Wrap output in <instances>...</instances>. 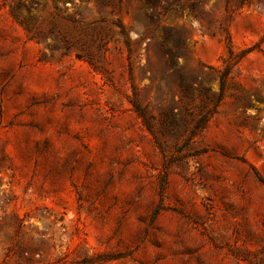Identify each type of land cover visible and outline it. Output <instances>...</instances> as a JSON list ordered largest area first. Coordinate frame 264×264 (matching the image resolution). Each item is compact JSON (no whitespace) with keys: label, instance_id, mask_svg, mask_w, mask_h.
Segmentation results:
<instances>
[{"label":"rangeland","instance_id":"1","mask_svg":"<svg viewBox=\"0 0 264 264\" xmlns=\"http://www.w3.org/2000/svg\"><path fill=\"white\" fill-rule=\"evenodd\" d=\"M120 1L0 0V264H264V0H204L229 44Z\"/></svg>","mask_w":264,"mask_h":264},{"label":"trees","instance_id":"2","mask_svg":"<svg viewBox=\"0 0 264 264\" xmlns=\"http://www.w3.org/2000/svg\"><path fill=\"white\" fill-rule=\"evenodd\" d=\"M100 6H113L118 7L120 0H94ZM148 8L151 9L154 14V8L162 6L164 13L179 11L180 15L186 13L194 21L200 23V27L210 33L211 35L221 34L224 36V40L229 44L231 42L230 33L226 24H215L216 20L209 11L204 8V0H172L171 2L160 5L159 0H144ZM246 0H240L239 7L244 5ZM225 12L227 14V19L231 18L234 11L228 7V2L225 0ZM14 17V15H13ZM202 23V24H201ZM120 29V33L124 35L122 26L116 24ZM127 45V43H126ZM160 52L162 54L163 62L166 66L173 67L174 59L186 55V49L184 45V39L179 34V32L173 31L171 29H165L162 35V41L160 43ZM249 50H244L239 54H234L233 50L229 47L227 51V60L224 62V67L218 74V87L219 91L215 98L209 101L208 107H199V116L195 122L194 130L203 128L209 116L215 113L219 102L221 101L222 92L225 88V82L228 76H230L232 69L245 57ZM77 59H84V61L94 70L98 71L99 67L90 53L85 54V56L75 53ZM193 79H189L192 81ZM191 93V87L188 82L182 83L180 86V94L183 98H188ZM135 111L137 112L139 118L141 119L145 128L152 132L151 124L144 114L142 108L138 106L135 102L132 103ZM205 109V110H204Z\"/></svg>","mask_w":264,"mask_h":264}]
</instances>
